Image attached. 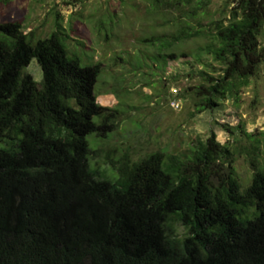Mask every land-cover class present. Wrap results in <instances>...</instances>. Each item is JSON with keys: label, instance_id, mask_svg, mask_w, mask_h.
<instances>
[{"label": "trees", "instance_id": "trees-1", "mask_svg": "<svg viewBox=\"0 0 264 264\" xmlns=\"http://www.w3.org/2000/svg\"><path fill=\"white\" fill-rule=\"evenodd\" d=\"M146 2L172 30L141 42L156 62L190 58L173 76L199 79L179 95L191 116L239 102L264 64V0L225 1L218 19H208L212 0ZM32 34L0 22V264H264V130L212 121L225 141L211 127L183 154H108L110 179L91 167L87 140L111 133L119 113L97 102L101 63L69 56L58 20L48 36ZM33 58L39 83L23 71Z\"/></svg>", "mask_w": 264, "mask_h": 264}, {"label": "rangeland", "instance_id": "rangeland-1", "mask_svg": "<svg viewBox=\"0 0 264 264\" xmlns=\"http://www.w3.org/2000/svg\"><path fill=\"white\" fill-rule=\"evenodd\" d=\"M225 1L229 0H212L208 19L223 16ZM165 15L150 13L146 0H0V22L18 21L25 32H32L33 39H37L55 30L58 20L68 55L77 56L82 65L101 63L103 69L94 86L97 102L119 113L111 133L105 138L90 134L87 140L94 150L91 167L108 174L110 179L117 173L105 159L108 154L118 158L129 149L132 160L159 149L167 154H183L197 138H205L211 127L217 140L225 141V133L212 121L231 126L242 123L248 132L264 130V64L241 89L239 102L227 98L212 113L191 116L190 101L179 95L199 79L187 77L186 71L173 76L190 58L156 62L154 47L141 42V37L152 30L166 34L172 30L160 25ZM204 41H185L175 49L177 53L192 52ZM208 61L212 62L211 58ZM23 71L38 83L42 79L35 58ZM98 120L94 117L95 122ZM235 167L242 181H248L251 170L245 160L236 158Z\"/></svg>", "mask_w": 264, "mask_h": 264}, {"label": "built area", "instance_id": "built-area-1", "mask_svg": "<svg viewBox=\"0 0 264 264\" xmlns=\"http://www.w3.org/2000/svg\"><path fill=\"white\" fill-rule=\"evenodd\" d=\"M263 74H264V71H263Z\"/></svg>", "mask_w": 264, "mask_h": 264}]
</instances>
